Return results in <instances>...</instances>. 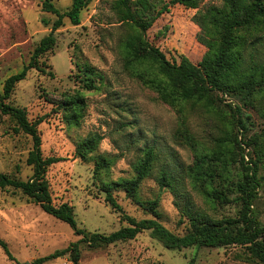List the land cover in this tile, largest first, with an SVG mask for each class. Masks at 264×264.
I'll return each instance as SVG.
<instances>
[{
  "label": "rangeland",
  "instance_id": "obj_1",
  "mask_svg": "<svg viewBox=\"0 0 264 264\" xmlns=\"http://www.w3.org/2000/svg\"><path fill=\"white\" fill-rule=\"evenodd\" d=\"M42 0H0V91L4 80L28 63L38 41L50 31L56 16L41 9ZM57 8L65 11L72 0H52ZM114 0H89L81 10L80 23L72 24L67 17L54 32V48L38 58L44 71L31 68L26 77L17 82L7 100L23 107L29 120L41 118L37 128L41 136L44 156L60 157L45 173L53 203L68 202L73 206L75 220L80 228L108 234L128 223L120 212L112 209L105 200L102 186L106 182L134 174L133 164L146 145H153L157 158L152 172L138 188L137 196L145 204L156 200L158 220L176 235L190 230L225 227L234 234L239 226L240 202L233 199L222 203L195 193L186 178L180 181V196L168 187H161L156 177L161 166L171 169L182 178L181 170L192 163L193 152L178 135L180 118L199 142L200 148L211 150L215 138L233 132L228 123L227 106L221 105L224 114L212 111L201 102L188 101L183 113H178L156 97L144 85L136 71L144 66L125 68L122 46L128 26L118 19L111 8ZM155 7L163 1L150 0ZM221 0H203L199 9L220 5ZM197 9L175 4L161 14L147 30L148 40L161 49L169 60H178L184 54L193 63L201 60L206 47L197 39L200 31L192 20ZM42 19L48 21L44 24ZM264 32V31H263ZM92 66L98 78L95 88L86 89L80 81L82 67ZM53 73L50 76L47 72ZM83 96L84 105L77 121L71 110L62 104L66 98ZM224 102H237L224 96ZM216 109V108H215ZM251 116L247 136H255L264 154V98L261 104L245 109ZM15 122L0 114V172L10 177L27 179L32 173L26 156L32 147L31 137L14 132ZM90 134L101 136L97 148L80 157L77 143ZM245 160L257 158V147L246 149ZM99 156L111 160L108 168L94 175V165ZM235 180L240 171L239 163L229 166ZM260 185L253 202V210L264 224V155L259 163ZM219 179L215 184L219 185ZM185 194L192 200L191 216L181 213ZM113 196L125 213L136 219L153 215L140 203L128 198L120 187ZM176 200L179 204L176 205ZM183 201V202H182ZM219 236V235H218ZM0 238L8 245L14 259H9L0 247V264H24L54 250L65 248L80 238L71 226L44 212L20 190L0 187ZM77 264H264L253 258L245 246L223 244L219 237L202 241L200 246L166 248L150 235L149 230L139 232L133 239L118 241L96 248L81 242ZM43 264H73L69 253Z\"/></svg>",
  "mask_w": 264,
  "mask_h": 264
},
{
  "label": "trees",
  "instance_id": "obj_2",
  "mask_svg": "<svg viewBox=\"0 0 264 264\" xmlns=\"http://www.w3.org/2000/svg\"><path fill=\"white\" fill-rule=\"evenodd\" d=\"M88 2L89 0H72L70 7L61 11L52 0L41 1V9L54 14L56 18L51 24L50 31L35 45L28 63L20 71L9 75L0 91V114L8 115L15 122L14 132H23L32 140V147L25 160L32 169L30 176L27 179H19L0 172V187L20 190L44 212L68 223L74 233L80 236L65 248L34 259L32 264H43L66 253H69L73 264H77L80 259L81 242L96 248L133 239L143 230H149L150 235L166 248L177 250L200 246L204 240L219 237L223 244L245 246L253 258L264 262V224L253 210V202L260 185L259 163L263 160L264 154L258 138L247 136L251 116L245 110L261 104L264 98V0H221L220 5L212 4L205 10L199 9L203 0H168L163 1L157 8L150 0H114L111 3V8L118 19L129 28V33L121 44L124 66L125 68L144 66L145 70L136 71V75L144 85L156 93L160 101L178 113H183L184 104L188 101L201 102L216 113H219L217 109L220 108L221 114L224 112L220 106H227L228 123L233 132L229 131L227 135L215 138V147L211 150L199 147V142L185 126V120L180 118L178 135L192 150V163L181 170L182 178L176 177L168 167L161 166L156 179L161 187H168L176 198L181 195L178 185L184 178L195 193L212 201L228 203L231 201L229 194L236 193L237 196L233 199L240 202L239 226L234 234H230L225 227H217L190 230L183 235L174 234L158 220L156 200L144 205L137 196L140 184L149 176L158 160L153 145L142 148V155L133 164L132 177H121L102 186L105 200L112 209L120 212L121 219L128 225L108 234L80 228L71 204L53 203L45 173L51 164L61 158L42 154L41 136L37 128L41 118L31 121L23 107L7 101L16 83L26 77L29 69L44 71L38 63V58L54 48L55 30L63 25L64 17L74 25L79 24L81 10ZM175 4L197 9L192 20L200 28L198 41L206 47L204 55L197 63H193L184 54H179L178 60L175 58L169 60L164 52L147 38L148 28ZM42 22L48 24L45 19H42ZM81 71L83 76L80 81L83 87L95 88L94 80L98 78V73L94 68L86 64ZM47 73L53 75L50 71ZM224 96L234 98L238 103L224 102ZM62 104L65 105V109L71 110V118L77 121L84 105L83 96L66 98ZM262 115L264 117V111ZM261 136L264 138V130ZM100 139L101 136L97 134L88 135L77 143L75 152L85 158L97 148ZM251 145L254 149L257 147V158L250 157L249 160H245L246 149ZM233 162L239 163L240 171L237 179L230 180L233 175L229 166ZM110 163L109 158L99 156L95 161L94 175H98L101 169L108 168ZM216 178L220 180L219 185L215 184ZM115 187H120L128 198L143 205L153 217L136 219L125 213L113 196ZM183 201L179 210L183 215L191 216L192 200L189 194H185ZM175 203L179 206L177 200ZM0 247L9 259H14L2 238Z\"/></svg>",
  "mask_w": 264,
  "mask_h": 264
},
{
  "label": "water",
  "instance_id": "obj_3",
  "mask_svg": "<svg viewBox=\"0 0 264 264\" xmlns=\"http://www.w3.org/2000/svg\"><path fill=\"white\" fill-rule=\"evenodd\" d=\"M24 264H32V263H30L29 261H26V262H24Z\"/></svg>",
  "mask_w": 264,
  "mask_h": 264
}]
</instances>
